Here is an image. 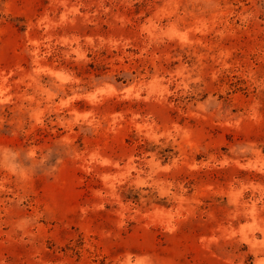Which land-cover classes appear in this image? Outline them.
I'll list each match as a JSON object with an SVG mask.
<instances>
[{
	"label": "rangeland",
	"instance_id": "374dc122",
	"mask_svg": "<svg viewBox=\"0 0 264 264\" xmlns=\"http://www.w3.org/2000/svg\"><path fill=\"white\" fill-rule=\"evenodd\" d=\"M0 264H264V0H0Z\"/></svg>",
	"mask_w": 264,
	"mask_h": 264
}]
</instances>
